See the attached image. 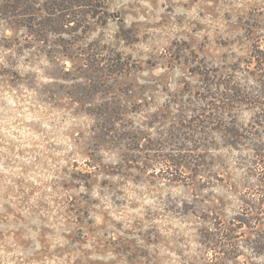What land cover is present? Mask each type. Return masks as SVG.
<instances>
[{"label": "rangeland", "instance_id": "374dc122", "mask_svg": "<svg viewBox=\"0 0 264 264\" xmlns=\"http://www.w3.org/2000/svg\"><path fill=\"white\" fill-rule=\"evenodd\" d=\"M4 2L0 264H264L247 227L214 247L264 196V127L237 110L252 134L228 145L193 72L244 68L264 0H107L108 23L63 36L68 49L36 42Z\"/></svg>", "mask_w": 264, "mask_h": 264}, {"label": "trees", "instance_id": "16d2710c", "mask_svg": "<svg viewBox=\"0 0 264 264\" xmlns=\"http://www.w3.org/2000/svg\"><path fill=\"white\" fill-rule=\"evenodd\" d=\"M2 6L3 14L9 15L18 25L26 28L36 42L46 45L55 36L57 38L53 41L54 45L64 49H68V45H65L67 42L63 36H75L73 40L77 41L80 38L77 34L85 35L91 30L92 23L101 22L105 25L113 16L109 13L107 0H5ZM248 31L250 32V29ZM243 64L244 68L237 65L226 74L216 68L207 71L198 68V71H193L202 78L204 92L208 91V96L205 98H200L198 94V99L202 102L199 106L203 112L201 116L208 114L205 117L210 123L220 121L221 125L224 124L223 128L230 135L226 143L233 147L242 145L243 140L249 139L252 134L245 129L242 132L237 126V110L242 108L254 110L253 128L264 127V40L262 38L254 40L251 53ZM241 69L252 77V82L250 78L242 82L236 77L234 73L242 71ZM194 122L191 121V124ZM193 127L188 129L195 130L198 125ZM131 133L134 134V129ZM252 163L261 166L264 179V154L256 152ZM263 202L264 196L259 204L254 201L252 204L247 203L249 208L233 222L232 225L235 227L222 232L219 236L221 240H217L220 241L219 244L215 243L214 247L221 251L223 246L228 247L229 243H236L240 237H244L242 231L247 227L256 236L251 243L253 250L259 254L264 253V228L261 226L264 224V218L260 217L264 210ZM254 210L255 214H253ZM214 239L216 241L215 237Z\"/></svg>", "mask_w": 264, "mask_h": 264}]
</instances>
